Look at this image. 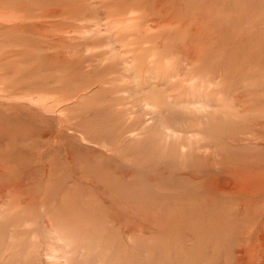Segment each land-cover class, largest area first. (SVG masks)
Masks as SVG:
<instances>
[{
	"label": "rangeland",
	"instance_id": "rangeland-1",
	"mask_svg": "<svg viewBox=\"0 0 264 264\" xmlns=\"http://www.w3.org/2000/svg\"><path fill=\"white\" fill-rule=\"evenodd\" d=\"M0 264H264V0H0Z\"/></svg>",
	"mask_w": 264,
	"mask_h": 264
}]
</instances>
